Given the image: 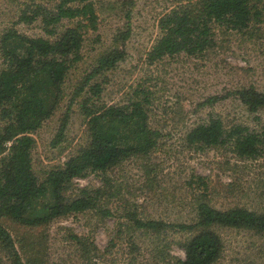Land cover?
<instances>
[{
	"label": "rangeland",
	"instance_id": "1",
	"mask_svg": "<svg viewBox=\"0 0 264 264\" xmlns=\"http://www.w3.org/2000/svg\"><path fill=\"white\" fill-rule=\"evenodd\" d=\"M55 2L0 0V69L5 49L18 48L17 39L4 41L7 35L47 37L39 19L20 22L22 13L31 15L35 5L52 8ZM92 2L97 29L87 32L82 58L66 77L57 111L31 135L32 170L42 180L85 147L86 126L73 93L97 57L120 46L113 44V38L126 29L127 12L130 35L122 46L124 58L98 79L106 82L101 101L122 105L137 86L143 88L149 98L148 123L160 133L158 146L112 169L71 181L64 195L74 197L83 188L100 189L98 208L56 218L35 229L4 225L24 264H180L185 260V244L202 229H137L129 217L190 225L197 221L200 202L221 211L243 208L264 213V151L246 160L230 147L186 142L192 128L211 118L220 119L227 128L238 124L255 132L264 128V107L250 112L238 94L250 87L264 93V20L242 32L218 28L215 46L200 55L180 54L148 65L145 56L159 37L158 21L174 0ZM70 24L63 21L61 25ZM208 230L222 241L213 264H264V232ZM7 255L0 248V264H9Z\"/></svg>",
	"mask_w": 264,
	"mask_h": 264
},
{
	"label": "trees",
	"instance_id": "2",
	"mask_svg": "<svg viewBox=\"0 0 264 264\" xmlns=\"http://www.w3.org/2000/svg\"><path fill=\"white\" fill-rule=\"evenodd\" d=\"M47 1L56 2L52 8L35 5L31 15L23 12L19 18L27 24L39 19L47 37L13 34L4 38L18 41V48L5 49L0 69V248L8 253L9 264L24 263L4 223L35 229L56 218L98 208L101 190L83 188L78 195L66 197L71 181L146 155L157 148L160 139L159 131L148 123L149 98L143 88L137 86L122 105L101 101L106 82L98 79L124 58L122 46L130 35L127 12L126 29L113 38V44L120 46L100 54L73 93L86 126L85 147L42 180L36 177L31 165V135L57 111L66 77L81 60L87 32L96 31L98 17L92 0ZM263 20L264 0H174L158 21L159 37L146 53L145 62L153 65L180 54L200 55L215 46L218 28L242 32ZM63 21L71 24L64 27ZM238 94L250 112L264 107V93L253 87ZM186 142L199 147H230L241 159H255L264 151V128L259 132L239 124L227 128L220 119L211 118L192 128ZM129 218L137 229H202L185 244V260L180 264H213L219 258L221 238L208 228L264 232V213L243 208L221 211L206 202L198 203L197 221L190 225Z\"/></svg>",
	"mask_w": 264,
	"mask_h": 264
}]
</instances>
